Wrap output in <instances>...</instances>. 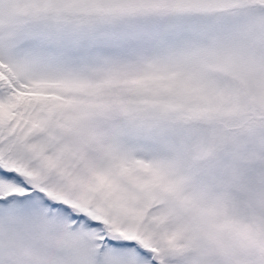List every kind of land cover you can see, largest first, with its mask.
I'll return each instance as SVG.
<instances>
[{"label": "snow or ice", "instance_id": "1", "mask_svg": "<svg viewBox=\"0 0 264 264\" xmlns=\"http://www.w3.org/2000/svg\"><path fill=\"white\" fill-rule=\"evenodd\" d=\"M0 264H264V0H0Z\"/></svg>", "mask_w": 264, "mask_h": 264}]
</instances>
